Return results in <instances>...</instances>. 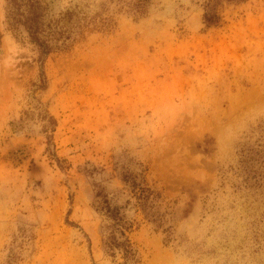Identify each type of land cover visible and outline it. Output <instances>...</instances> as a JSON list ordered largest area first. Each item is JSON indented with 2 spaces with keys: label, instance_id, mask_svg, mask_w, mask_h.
I'll use <instances>...</instances> for the list:
<instances>
[{
  "label": "rangeland",
  "instance_id": "1",
  "mask_svg": "<svg viewBox=\"0 0 264 264\" xmlns=\"http://www.w3.org/2000/svg\"><path fill=\"white\" fill-rule=\"evenodd\" d=\"M33 1L45 51L0 0V264H264V0Z\"/></svg>",
  "mask_w": 264,
  "mask_h": 264
},
{
  "label": "trees",
  "instance_id": "2",
  "mask_svg": "<svg viewBox=\"0 0 264 264\" xmlns=\"http://www.w3.org/2000/svg\"><path fill=\"white\" fill-rule=\"evenodd\" d=\"M7 18L9 25L12 28H17L18 24H24L31 36V39L41 45L42 50L45 51L47 44L41 40L39 37V23L42 16L40 10V4L37 1H33L30 4L28 11L23 9V0H8L7 7ZM109 216H112L115 219V228L121 233L122 236L125 235V230H128V225L125 222H122L123 219L118 216V213L115 211V208L110 206L105 207ZM109 245L112 247H120L123 257L126 259V264H129L130 261H135V249L133 248L132 242L128 237H125L122 240H118L117 236L114 234L109 242ZM129 259H131L129 261Z\"/></svg>",
  "mask_w": 264,
  "mask_h": 264
}]
</instances>
